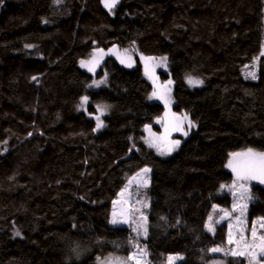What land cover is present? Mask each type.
I'll list each match as a JSON object with an SVG mask.
<instances>
[{
  "label": "trees",
  "instance_id": "1",
  "mask_svg": "<svg viewBox=\"0 0 264 264\" xmlns=\"http://www.w3.org/2000/svg\"><path fill=\"white\" fill-rule=\"evenodd\" d=\"M263 38L264 0H119L114 12L104 0H0V264H97L137 245L147 264L176 254L205 264L226 244L217 219L232 201L229 157L264 152V55L253 62ZM111 46L133 48L137 65L107 56L95 74L81 68ZM140 55L166 58L173 111L195 124L166 158L143 143L165 105L149 101ZM100 104L109 112L97 128L88 113ZM144 166L147 237L109 223ZM249 194L252 222L264 217V186Z\"/></svg>",
  "mask_w": 264,
  "mask_h": 264
},
{
  "label": "rangeland",
  "instance_id": "2",
  "mask_svg": "<svg viewBox=\"0 0 264 264\" xmlns=\"http://www.w3.org/2000/svg\"><path fill=\"white\" fill-rule=\"evenodd\" d=\"M118 4V3H117ZM116 4V6H117ZM112 8L111 12H114L115 8ZM264 55V38L261 45V49L257 56L254 58V63L256 64L258 58ZM114 57L122 66L126 68H134L137 65V58L135 55V50L133 48L121 49L118 46H111L108 49H99L95 48L91 53V57L83 59L81 61L88 62V67L80 66L85 71H88L92 74L98 70L100 63L107 57ZM123 61V63L121 62ZM139 61L142 65L144 77L151 83L154 87L149 96V101L154 102L158 101L165 105V112L155 120V124L160 126L158 133H154L152 129H147L145 132V137L143 143L150 149H152L156 155L160 157H168L178 150L182 140L187 137L191 131L195 128V124L190 119L189 115L185 113L177 114L173 111L174 96H173V82L171 78H160L159 71L168 73L167 61L165 57H139ZM129 64L131 65L129 67ZM89 67L93 68V71H89ZM193 80L199 81L195 78ZM186 85L189 88L198 87L200 84H190L189 78L185 79ZM103 79L95 78L91 82V86L98 88L104 85ZM156 93V95H153ZM163 97V98H161ZM87 103V102H86ZM84 103V104H86ZM105 106V105H103ZM107 108V110L105 109ZM104 108L102 104L97 105V114L90 115L93 117L97 123L102 121V118L108 114L109 109L107 106ZM187 116V119L184 117ZM99 118V119H97ZM191 122V125L190 123ZM176 126H179L183 131H173L172 129ZM167 129V133H166ZM184 132L188 134L185 136ZM170 141H179V146L176 147L173 151L167 154H161L157 150V147L150 145H161L162 148L166 149L168 142ZM249 150V149H248ZM248 150L239 151L236 153H247ZM254 153H264L261 151H256L251 149ZM242 159H252L255 160V157H229L226 168L231 171L233 175V181L231 184V193L232 201L229 209H222L219 206L214 205V209H222L217 222L225 221L227 223V237L226 244L224 246H214L209 248V256L203 260L205 264H230V261L236 264H264V255L260 253L261 240L260 236H264V228L260 226L261 218L258 217L253 219L252 222H248L247 218V208L250 201V187L252 185H262L258 179L252 180H237L236 172L233 171L232 167H229V161L233 162V167L238 166V162ZM258 163V161H257ZM150 169L149 166H144L132 176L128 177L126 185L118 193L117 197L113 201L111 213L109 217V223L111 225H119L128 227L135 235L147 237L149 235V224L147 219V209L149 207L150 201L149 198H146V193L143 190L144 187L150 185V171L147 173L142 172L143 169ZM146 182V185H145ZM247 189V192L244 191ZM247 205L246 209L242 208ZM115 218L120 221L118 223H112L114 215ZM127 221V222H124ZM255 227L256 238L253 239L252 229ZM147 230V234H144V230ZM208 229V228H207ZM209 230V229H208ZM213 231V230H212ZM231 234L232 243H229V236ZM241 235H243L244 240H241ZM239 242V243H237ZM214 248H221L223 251L213 252L211 251ZM232 251H243L245 254L243 256H233L231 255ZM146 252L144 246L137 245L134 251L129 253L126 257H110L108 259L99 260L97 264H147L146 263ZM179 256L180 259L173 261V264L182 261L184 257L182 255H169L167 258V264H169V257Z\"/></svg>",
  "mask_w": 264,
  "mask_h": 264
},
{
  "label": "snow or ice",
  "instance_id": "3",
  "mask_svg": "<svg viewBox=\"0 0 264 264\" xmlns=\"http://www.w3.org/2000/svg\"><path fill=\"white\" fill-rule=\"evenodd\" d=\"M119 2V0H104L105 3V7H108L109 10H111L112 8H114L116 6V4ZM123 63V61H121ZM81 65L84 67H88V62L85 61H81ZM131 65L129 64V67ZM94 69L89 67V71H93ZM249 75L251 76L252 79H255V73H249ZM35 79V77L33 78ZM189 83L196 85V84H200L202 83V81H196L193 80L192 78H189ZM153 95H156V93H153ZM163 98V97H161ZM87 97H83L82 98V103H86L87 102ZM99 119V118H97ZM184 119H187V116L184 117ZM191 125V122H189ZM102 124L98 123L97 124V128L101 127ZM173 131H183L182 128H180L179 126H176L172 129ZM166 133H167V129H166ZM188 133L184 132V135L186 136ZM179 141H170L168 142V145L165 148H162L161 145L156 144V145H150V146H155L157 147V150L161 152V154H167L170 153L171 151H173L176 147L179 146ZM232 156L234 157H255V160L252 159H242L238 162V166L237 167H233V162L229 161V167L233 168V171L236 172V176H237V180H252V179H258L260 180L261 183H264V153H254L251 149L248 150L247 153L241 154V153H233ZM258 161V163H257ZM150 169H143L142 172L147 173L149 172ZM146 185V182H145ZM223 187V186H222ZM245 192H247V189H244ZM247 205L244 206V208H242V213L243 210L246 209ZM114 218L112 223H118L120 221H118L115 216L116 214L114 213ZM212 218L209 217V221L210 223L208 225H206V227L209 229V231L214 230L213 229V225L211 223ZM127 222V221H124ZM260 226L262 228H264V218H261L260 221ZM18 234V233H17ZM144 234H147V230H144ZM252 236L253 239L256 238V230L255 227H253L252 229ZM259 239L261 240V245H260V253L261 255H264V236H260ZM241 240H244L243 235H241ZM232 238H231V234L229 236V243H232ZM239 243V242H237ZM211 251L213 252H220L223 251V249L221 248H214ZM245 253L243 251H232L231 255L233 256H243ZM176 259H180L179 256L176 257H169V264H173V261ZM257 264H259V262H257Z\"/></svg>",
  "mask_w": 264,
  "mask_h": 264
}]
</instances>
